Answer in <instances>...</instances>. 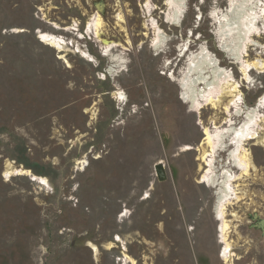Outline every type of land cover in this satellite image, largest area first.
I'll use <instances>...</instances> for the list:
<instances>
[{
    "label": "rangeland",
    "instance_id": "obj_1",
    "mask_svg": "<svg viewBox=\"0 0 264 264\" xmlns=\"http://www.w3.org/2000/svg\"><path fill=\"white\" fill-rule=\"evenodd\" d=\"M229 1L184 0L182 21L173 25L165 21L166 0H0V264H132L119 261L123 253L133 264H264V232L256 227L264 220V120L259 139L246 143L256 172L239 183L244 198L227 211L241 219L229 229L225 261L216 190L199 183L197 150L203 128L224 127V103L217 112H192L177 81L190 54L204 49L239 84L244 109L264 95V69L245 82L231 39L220 42V24L234 17ZM99 3L101 39L119 45L112 51L119 63L85 33ZM118 13L124 30L115 24ZM151 19L165 39L158 48ZM257 26L248 61L264 60V22ZM38 32L73 47L59 53L41 44ZM243 121L232 116L233 127ZM228 152L217 154L215 166L237 174L226 165ZM6 163L45 178L48 187L4 177Z\"/></svg>",
    "mask_w": 264,
    "mask_h": 264
},
{
    "label": "bare ground",
    "instance_id": "obj_2",
    "mask_svg": "<svg viewBox=\"0 0 264 264\" xmlns=\"http://www.w3.org/2000/svg\"><path fill=\"white\" fill-rule=\"evenodd\" d=\"M165 5L167 6L165 21L168 24L178 25L180 21H182L181 18L184 16V0H166ZM95 7L97 8V12L94 13L92 18L86 23L85 33L88 34L87 36H89L90 39L94 38L95 41L100 43L99 49L103 57L109 58L111 62L119 63L121 62V58L118 55L114 56L112 54V51L119 45L101 39L105 25L99 12H103V5L99 3L96 4ZM228 7V11L234 14V17L225 20L224 24L219 23L220 29H218L222 33L219 39L220 42H225L227 38L231 39V42L229 41L231 43V49L226 46L225 49L227 48V51L230 50V56L233 57L234 63L238 64V69L246 82L249 80V74L252 70L260 71L264 69V60L256 59L248 61L245 59L248 52L247 48L253 43L251 40L252 37L261 34L257 25L258 21L264 22V0H230ZM143 8L147 15L152 13L149 2H146ZM257 9L258 12H256ZM230 13L227 12V14ZM116 15L117 22L115 24L121 27L120 25L125 24V18L121 13ZM210 15H212V13ZM226 18L228 17L226 16ZM145 27H147V25H145ZM149 27L153 30V35L155 37L154 40L152 39L154 45L151 46L152 48H158L165 39L162 38L160 29L154 19H151ZM120 29L124 30L122 27ZM70 30L77 32V23L74 22ZM234 31L237 32L235 33ZM85 33L79 34L80 39L83 38ZM37 34L41 44L59 53L67 51L70 46L73 47L72 42H69V44L63 37L44 32H38ZM77 35L78 34H76V36ZM76 49V53H79L88 63L96 62L94 57L80 50V47L77 46ZM183 51L184 53L187 51L186 47L181 50L179 54ZM183 55L184 54L180 55V57H183ZM111 71L110 69L108 72ZM177 81L181 88V92H183H180L182 94V99L189 105L192 112H199L206 107L217 112L224 103V107H222L226 115L224 127L220 128L213 126L211 129L203 128V139L197 150L201 152V158H199L203 164V167H199V171L201 172L199 183L216 190L217 202L214 213L215 220L218 222V237L220 243L223 245L221 257L226 261L232 255L231 246L227 240L229 229L233 222H238L241 219L237 214L233 212L228 214L227 211L229 207L240 202L244 198L245 193L240 189L239 183L243 182L244 178L250 176L252 172H256L249 150L246 148V143L259 139L257 126L264 120L262 115L260 116V111L264 109V95L257 100L253 108L244 109L242 107L239 84L234 81L232 75L228 71L216 66L215 62L209 58L208 53H206L204 49H201L197 53L190 54L188 62ZM113 95L115 99L120 102L125 101L123 93L115 92ZM232 116H243L244 121L238 127H233ZM227 147L229 148V152L226 165H229L230 168L237 169V174L230 171L229 168L225 169L221 167V169L218 170L215 166L217 154L223 152ZM185 150L189 151L191 148L186 147ZM4 166V177L6 178L23 175L31 177V181L36 182L40 186L48 187V182L43 177L33 176L28 170L22 167L15 168L11 163H6ZM227 216L231 217V220H228ZM116 239L114 243H119L120 239ZM122 256L123 261H121L120 258V262L134 263V260L125 253H123Z\"/></svg>",
    "mask_w": 264,
    "mask_h": 264
},
{
    "label": "water",
    "instance_id": "obj_3",
    "mask_svg": "<svg viewBox=\"0 0 264 264\" xmlns=\"http://www.w3.org/2000/svg\"><path fill=\"white\" fill-rule=\"evenodd\" d=\"M154 171H155L156 178L159 182L165 181L166 175L164 172V167L161 163H157L154 166ZM256 227L259 228L261 232H264V220L257 222Z\"/></svg>",
    "mask_w": 264,
    "mask_h": 264
}]
</instances>
